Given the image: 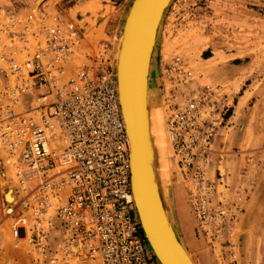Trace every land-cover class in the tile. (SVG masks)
I'll return each mask as SVG.
<instances>
[{"label":"built area","instance_id":"2783aa9c","mask_svg":"<svg viewBox=\"0 0 264 264\" xmlns=\"http://www.w3.org/2000/svg\"><path fill=\"white\" fill-rule=\"evenodd\" d=\"M83 34L60 11H5L0 20V152L16 194L12 203L2 198L0 231L35 264H158L132 198L114 75L95 60L72 64ZM162 78L177 175L198 232L222 254L239 208L226 195L231 182L215 146L219 88L199 82L178 55Z\"/></svg>","mask_w":264,"mask_h":264},{"label":"rangeland","instance_id":"374dc122","mask_svg":"<svg viewBox=\"0 0 264 264\" xmlns=\"http://www.w3.org/2000/svg\"><path fill=\"white\" fill-rule=\"evenodd\" d=\"M45 1L0 0V20H2L5 11H13L24 17L31 12L35 14L43 6H49L48 12L50 14L55 13L53 4L51 2L44 4ZM74 1L58 0L55 2L54 7L57 11L65 14V9ZM130 6L126 13H128ZM30 7H33L32 11L28 10ZM66 14L65 16L69 17ZM73 16L71 14V17ZM72 20L84 32V26L77 20ZM124 20L125 16L122 24L120 23L115 31L91 28L90 32H85L81 48L72 59V64L92 63L91 60H95L96 64L93 65L98 66L99 70L115 72L114 75L117 77L116 55L123 35ZM86 21L91 22L90 19ZM91 24L93 25V22ZM157 44L160 52V82L157 85V70L154 67L157 62L153 59L152 78L154 80L151 81L150 91L153 92L152 100L158 101V106L153 109L154 114H158L155 117L162 118L163 123L159 119L158 121L164 124L161 127L165 129L162 130L166 137L164 140L165 145L163 148L161 139L158 150L159 146H162V150L158 151L159 157H157L158 160L156 159L158 161L156 162L158 173L163 172L160 175V177L162 176V185L160 186L165 204V196L168 200L171 199V187L176 184L180 186L178 188V190L180 189L179 194L181 191L184 198L186 194L171 157L164 123V90H162L164 68L174 56L178 55L187 61L188 67L198 76L199 72L196 68L200 57L210 54L217 55L221 52V49L234 52L238 50L237 54L247 56L246 60L251 58L254 60V66L251 68H255V77L249 79L243 87L247 88V83L255 87H262L264 85V0H172L163 16ZM201 50L203 51L200 53ZM153 57L155 58L154 54ZM87 59H90V61ZM71 70L73 71L74 68ZM232 103L233 101L225 103L224 108L220 109L222 120L216 129V135L223 126L235 125L236 128L240 124L242 114L238 108L235 109V112L232 111ZM245 109L247 110V108ZM233 114L234 116H232ZM241 151L244 157L242 169L251 167L254 176H252L247 188L235 189L231 186V190L226 194L238 206L239 220L228 238L229 243L224 244V253L221 254L218 248L213 249L208 246L205 239L198 232L195 218L185 198L186 202L184 201V207L181 211L185 215V233L190 240L186 242L183 234L177 228L175 230L195 264H264V142L253 143L252 146L241 148ZM2 162L3 154L0 152V205L2 198L6 199L9 188L14 186L12 169ZM247 163H250V166H247ZM165 207L167 208V204H165ZM169 217L171 218L170 214ZM228 246H231L237 254L236 260L233 262L228 254ZM225 250L227 251L225 252ZM153 259L157 261L154 254ZM9 260H15L16 264H35L33 255L28 254L24 246L15 249L9 240L7 230L0 231V264H4Z\"/></svg>","mask_w":264,"mask_h":264},{"label":"crops","instance_id":"0c3cea01","mask_svg":"<svg viewBox=\"0 0 264 264\" xmlns=\"http://www.w3.org/2000/svg\"><path fill=\"white\" fill-rule=\"evenodd\" d=\"M57 1L46 0L44 4L51 2L53 9L57 11L54 7ZM131 2L130 0H75L65 9L67 13L65 14L83 25L84 33L90 32L91 28L115 31L118 29V25L122 24L124 16L126 20L128 14L126 12ZM32 9L33 7L28 8L29 11H32ZM41 10L50 14L48 12L49 6H43ZM71 14L74 16L71 17ZM87 19H90L93 25L91 22L86 21ZM237 53L238 50L234 52L221 49V52L217 55H205L197 61L199 64L196 69L199 72V82L218 86L221 94V104L225 105V103L233 101L232 111L235 112V109L238 108L242 114L241 122L236 128L235 125H230L219 129L215 137V146L218 151L224 152L222 165L231 186L235 189H244L249 186L254 173L251 167L242 169L244 157L241 148L252 146L253 143L264 142V85L255 87L247 83L248 87H243L249 79L255 77V68H251L254 66V60L252 58L246 60L247 56H241ZM159 54L157 44L154 53V60H156L157 65L153 63L157 70V80L155 79L157 85L160 82ZM153 80L151 75L150 81ZM247 166H250V163H247ZM178 188H180L178 184L171 187V199L168 200L165 196V204H167V209L171 215V223L175 226L174 228H177L183 234L187 242L190 238L185 233V215L181 211L184 207V201L186 202L187 199L185 200L186 196L184 198L181 191L179 194L180 189L178 190Z\"/></svg>","mask_w":264,"mask_h":264},{"label":"water","instance_id":"95a60500","mask_svg":"<svg viewBox=\"0 0 264 264\" xmlns=\"http://www.w3.org/2000/svg\"><path fill=\"white\" fill-rule=\"evenodd\" d=\"M169 0H132L123 27L118 64L121 109L130 134L131 187L143 234L162 264H194L168 220L149 164L145 121V76L155 30ZM120 100V98H119ZM123 113V112H122ZM129 130V134H128ZM133 153V154H132ZM148 155V156H147Z\"/></svg>","mask_w":264,"mask_h":264},{"label":"bare ground","instance_id":"6f19581e","mask_svg":"<svg viewBox=\"0 0 264 264\" xmlns=\"http://www.w3.org/2000/svg\"><path fill=\"white\" fill-rule=\"evenodd\" d=\"M171 1L172 0H169L168 3L166 4V6L163 8L162 13L160 15L159 22H158L156 30H155L154 40H153L152 48H151V51H150V56H149V61H148V66H147V73H146V76H145V84H144L145 85V91L143 92L144 93V104H145V106H144L145 108L144 109H145V121H146V133H147V147H148V152H149V164H150L149 166H150V170H151V173H152L153 182L155 184V189H156L157 193L159 194V198H160V200H161V202L163 204L165 213H166V215L168 217V220L170 222H171L170 217H169L170 213L167 210V208L165 207V204L163 202V199H162V188L160 186V185H162V182H161V177L162 176L160 177V175H162L163 172L160 170L161 173L160 174L158 173V166H157V163H156V162H158V161H156V159L158 160L157 157H159L158 156V151L162 150V146H159L160 148L158 150V144L160 145L159 142H160L161 139H162L161 142H163V148H164V145H165L164 144L165 143L164 140H165L166 137H165V133L163 132L165 129H164V127L163 128L161 127L162 125L164 126V124H162L163 123V120H161L162 118H156L155 116H158V114L157 115L154 114V110L153 109L158 106V101L155 102L154 100H152V93L153 92L150 91V86H151L150 78H151V75H152V67H153L152 62H153V59H154L153 54L155 53V49H156V46H157L159 32H160V29H161V22H162L164 14H165V11L168 8V6L170 5ZM122 38H123V35H122ZM122 38L120 39L119 50H118L117 55H116L117 56V61H116L117 62V64H116V76L117 77H115V75H114L115 72L112 73L114 75V78H115V82H116V87H117L118 93H119L118 64H119V57H120V51H121ZM154 90H155V88H154ZM118 96L120 98L119 101L122 102L121 97H120L119 94H118ZM122 112H123L122 114H123V118H124V121H125L126 117H125V111L123 110V108H122ZM158 119H159V121H162V123L159 122ZM125 124H126V127L128 129L127 123H125ZM128 134H129V130H128ZM128 139H129V143H130L131 142L130 134L128 136ZM130 144H131V147H132V143H130ZM161 156H162V153H161ZM131 165L134 168V159L132 160ZM163 185H165V184H163ZM7 187H8V185H7ZM131 189H132V187H131ZM8 191L9 192L6 193L7 195H6V199L5 200L8 203H12L16 199V194H15V190H14L13 186L10 187ZM132 198H133V202H134V206H135V210H136V196H135L134 190L132 191ZM136 213H137V210H136ZM137 217L139 219L138 213H137ZM139 221H140V219H139ZM179 240H180V238H179ZM181 243H182V241H181ZM148 245H149L151 251L153 252V250L151 248V245L150 244H148ZM185 249H186V247H185ZM186 251H187V249H186ZM187 253H188V251H187ZM188 255H189V253H188ZM189 257H190V255H189ZM157 261H158L159 264H162V263L159 262V260H157ZM192 261H193V259H192ZM193 263H194V261H193Z\"/></svg>","mask_w":264,"mask_h":264}]
</instances>
